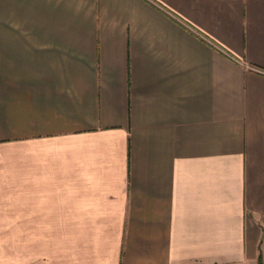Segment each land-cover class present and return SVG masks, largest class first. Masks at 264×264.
I'll use <instances>...</instances> for the list:
<instances>
[{"label":"crops","instance_id":"obj_1","mask_svg":"<svg viewBox=\"0 0 264 264\" xmlns=\"http://www.w3.org/2000/svg\"><path fill=\"white\" fill-rule=\"evenodd\" d=\"M264 261V0H0V264Z\"/></svg>","mask_w":264,"mask_h":264},{"label":"trees","instance_id":"obj_2","mask_svg":"<svg viewBox=\"0 0 264 264\" xmlns=\"http://www.w3.org/2000/svg\"><path fill=\"white\" fill-rule=\"evenodd\" d=\"M256 264H263L261 261L260 251L257 248V255H256Z\"/></svg>","mask_w":264,"mask_h":264},{"label":"rangeland","instance_id":"obj_3","mask_svg":"<svg viewBox=\"0 0 264 264\" xmlns=\"http://www.w3.org/2000/svg\"><path fill=\"white\" fill-rule=\"evenodd\" d=\"M260 256H261V254H260ZM261 261H262V263L264 264V261H263L262 257H261Z\"/></svg>","mask_w":264,"mask_h":264}]
</instances>
